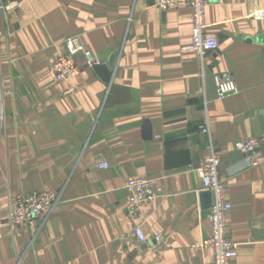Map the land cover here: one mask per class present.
<instances>
[{
    "label": "crops",
    "instance_id": "0c3cea01",
    "mask_svg": "<svg viewBox=\"0 0 264 264\" xmlns=\"http://www.w3.org/2000/svg\"><path fill=\"white\" fill-rule=\"evenodd\" d=\"M15 1L18 9L0 14V264H213L211 248L194 247L210 234L197 171L207 122L238 244L228 264H264V163L236 148L264 137V20L255 16L263 0H210L206 34L219 46L204 59L182 49L192 40L186 5ZM71 37L103 64L116 56L108 82L83 56L79 75L56 78L51 62ZM226 74L238 90L219 98ZM136 177L156 179L157 193L132 219L125 184ZM44 190L58 192L59 204L12 228L11 199Z\"/></svg>",
    "mask_w": 264,
    "mask_h": 264
},
{
    "label": "built area",
    "instance_id": "2783aa9c",
    "mask_svg": "<svg viewBox=\"0 0 264 264\" xmlns=\"http://www.w3.org/2000/svg\"><path fill=\"white\" fill-rule=\"evenodd\" d=\"M210 0H156V5L162 11L171 7L186 5L191 10L192 35L191 43L184 46L183 50L194 51L204 59L209 53L215 51L219 42L215 36L206 34L207 8ZM19 3L15 0H0V14H10L18 9ZM255 16L264 20V0L262 8ZM66 53L58 56L51 62V68L58 80H66L76 77L81 72L79 56H83L88 67L100 65L103 62L96 58L78 37H71L66 40ZM217 94L224 98L237 92L238 87L229 74L217 78ZM4 87L2 80V64L0 62V123L5 121L4 109ZM201 131L208 136V155L203 164L197 168L200 175L203 189L210 191L213 195V203L208 215L210 222V234L202 242L195 244V248H211L214 253L213 264H228L229 261L238 255V244L228 235V222L232 204L226 199V183L220 177L221 157L217 151L210 126L207 123L200 126ZM264 145V137H252L240 140L236 148L246 154L252 165L264 163V154L260 153V147ZM99 168L109 166L108 162H102ZM157 180L149 177H136L127 180L125 188L128 192L127 210L130 218H134L138 208L146 206L157 193ZM60 194L50 190L31 191L26 194H19L11 199L9 204V222L12 228L34 224L35 219L48 216L54 207L60 202ZM46 218V217H45ZM134 235L139 243L147 242V237L141 227L136 225ZM162 238V234L156 237ZM19 264V262H17Z\"/></svg>",
    "mask_w": 264,
    "mask_h": 264
},
{
    "label": "water",
    "instance_id": "95a60500",
    "mask_svg": "<svg viewBox=\"0 0 264 264\" xmlns=\"http://www.w3.org/2000/svg\"><path fill=\"white\" fill-rule=\"evenodd\" d=\"M115 63H116V56H113L112 59L108 63H105V64L102 63L100 65H94L93 69L96 72H98L100 75H102L103 79L108 82L112 76V70L115 67ZM201 196L204 198V200L206 202L204 204V207H205V209H207V213H209L210 208H211L212 203H213V195L210 191H203L201 193Z\"/></svg>",
    "mask_w": 264,
    "mask_h": 264
}]
</instances>
